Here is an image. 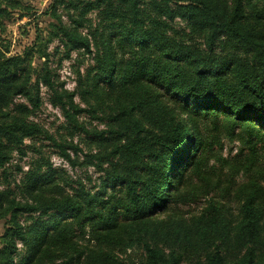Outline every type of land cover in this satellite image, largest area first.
<instances>
[{
    "label": "trees",
    "instance_id": "1",
    "mask_svg": "<svg viewBox=\"0 0 264 264\" xmlns=\"http://www.w3.org/2000/svg\"><path fill=\"white\" fill-rule=\"evenodd\" d=\"M61 4L47 10L57 16L48 42L94 64L69 91L47 67L33 80L32 54L0 49V171L40 135L84 163L69 151L78 144L30 119L42 84L89 139L98 177L72 179L41 156L18 194L0 188V264H127L120 254L134 248L140 264H264V0H70L69 24Z\"/></svg>",
    "mask_w": 264,
    "mask_h": 264
},
{
    "label": "rangeland",
    "instance_id": "2",
    "mask_svg": "<svg viewBox=\"0 0 264 264\" xmlns=\"http://www.w3.org/2000/svg\"><path fill=\"white\" fill-rule=\"evenodd\" d=\"M19 1L20 3L7 0L2 5L6 8V12L0 16V49L7 50L8 55L22 54L24 51L32 54V56H29L33 80L37 78L38 74H42L44 68L47 67L53 74H56V82L63 83V88L69 91L75 90L78 71L84 74L94 64L93 55L85 54L82 50H74L71 52L70 57H66V49L58 39L55 38L48 42V38L52 36L54 30L52 22L56 20L57 16L53 15L52 11H50L51 13H47V10H49L48 8L51 7L55 0ZM64 2L65 4L58 6L56 12L61 16L65 24H69L68 12L70 9L65 6L70 8L72 6L70 0H64ZM88 17L90 18L87 23L88 26H91L92 23V26H95L99 19L98 10L89 12ZM174 25L178 29H186L185 33L189 32L187 24L179 20ZM82 31L85 33L88 32V29L82 28ZM195 38L201 41L199 40L200 38L196 36ZM40 48H45L48 56H44L41 58V61H38L36 59L38 54L36 50ZM40 95L42 105L31 113L30 119L44 126L58 142L66 144L73 140L74 144H78L82 148V151H78L77 154L72 149H69V151L73 157H79V162L84 163L72 165L60 155V149L54 145L53 141L47 139L45 135L26 138L27 154L22 155L21 153L15 152L12 161L8 164V170L4 172L0 171V188H10L13 195L18 194L16 185L19 183L18 180L23 175V171L27 170L30 164L41 156L44 160L48 159L53 167L65 168L67 175L72 179H83L88 183L90 182L88 177H92V179L98 177L95 168L86 164L87 162L85 161V154L91 150L89 139L84 134L72 133L73 130L68 127V122L62 110L51 103V92L45 85H40ZM75 98L76 101H80L78 95ZM15 101L30 105L26 98L21 96H17ZM80 120L86 121L88 127L98 124L96 119H93L87 114H83ZM234 146L235 144L224 140L221 152H223L224 156H228L231 148L236 149ZM234 150L232 151L233 153L235 152ZM203 202V199H201L200 201L186 205L184 208L195 212L201 209ZM4 228L5 224L3 220H0V247ZM120 255L127 261V264H140L143 251L140 248H134L128 250L126 253L122 252Z\"/></svg>",
    "mask_w": 264,
    "mask_h": 264
}]
</instances>
